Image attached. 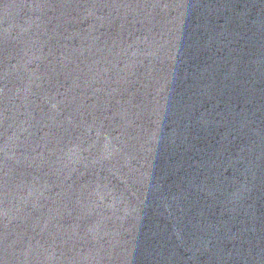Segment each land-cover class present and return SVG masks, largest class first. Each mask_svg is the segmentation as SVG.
I'll return each instance as SVG.
<instances>
[{
	"label": "water",
	"instance_id": "95a60500",
	"mask_svg": "<svg viewBox=\"0 0 264 264\" xmlns=\"http://www.w3.org/2000/svg\"><path fill=\"white\" fill-rule=\"evenodd\" d=\"M0 264H264V0H0Z\"/></svg>",
	"mask_w": 264,
	"mask_h": 264
}]
</instances>
